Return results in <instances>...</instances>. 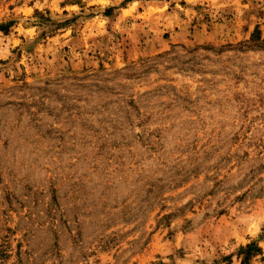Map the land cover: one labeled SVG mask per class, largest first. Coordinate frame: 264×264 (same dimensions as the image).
<instances>
[{
    "label": "rangeland",
    "instance_id": "374dc122",
    "mask_svg": "<svg viewBox=\"0 0 264 264\" xmlns=\"http://www.w3.org/2000/svg\"><path fill=\"white\" fill-rule=\"evenodd\" d=\"M263 42L264 0H0V264H264Z\"/></svg>",
    "mask_w": 264,
    "mask_h": 264
},
{
    "label": "trees",
    "instance_id": "16d2710c",
    "mask_svg": "<svg viewBox=\"0 0 264 264\" xmlns=\"http://www.w3.org/2000/svg\"><path fill=\"white\" fill-rule=\"evenodd\" d=\"M259 34L260 32L258 31V29H256L255 35H253V40H251L252 44H255L254 42L257 41L256 37ZM260 254H261V249L255 243H251L246 245L245 247L240 248V250L237 253V258L240 264H250L251 260Z\"/></svg>",
    "mask_w": 264,
    "mask_h": 264
}]
</instances>
